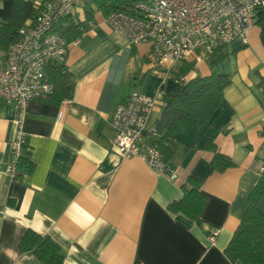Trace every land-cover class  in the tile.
Segmentation results:
<instances>
[{
	"label": "crops",
	"instance_id": "crops-1",
	"mask_svg": "<svg viewBox=\"0 0 264 264\" xmlns=\"http://www.w3.org/2000/svg\"><path fill=\"white\" fill-rule=\"evenodd\" d=\"M9 9L10 0L0 1V16ZM87 24L64 60L74 79L72 97L59 104L41 97L28 102L22 159L32 166L15 180L5 169L16 123L12 107L0 101V264H44L20 250L26 229L48 235L61 264H242L224 249L261 174L259 27L248 29L246 44L233 40L211 52L195 50L164 77V68L148 58L149 43L128 41L101 10L93 9ZM211 73L228 75L230 84L212 122L175 133L170 174L155 172L137 156L123 157L110 144L114 110L132 90L170 94L180 81ZM161 108L155 106L150 125ZM142 135L148 143L147 129ZM208 141L233 165L213 170ZM189 176L199 181L205 203L199 222L186 224L169 205L181 198L182 185L190 187ZM257 206L264 213V192ZM214 228L219 231L211 242Z\"/></svg>",
	"mask_w": 264,
	"mask_h": 264
},
{
	"label": "built area",
	"instance_id": "built-area-1",
	"mask_svg": "<svg viewBox=\"0 0 264 264\" xmlns=\"http://www.w3.org/2000/svg\"><path fill=\"white\" fill-rule=\"evenodd\" d=\"M87 5V0H34V16L18 29L6 49L0 48V101L12 107L16 123L5 169L9 180L20 174L18 162L26 144L22 123L28 102L51 92L44 67L50 62L64 63L70 46L54 26L64 16L84 17ZM123 6L125 9H110L105 14L107 22L128 41L149 43L148 58L164 68L165 77L173 62L188 59L197 49L211 52L233 40L246 44L255 11L264 7V0H127ZM159 103L161 92L146 95L132 90L114 110L110 144L123 157L137 156L155 172L170 174L173 168L159 148L142 141L145 129L149 138L156 136L150 120ZM260 133L264 143V115ZM258 169L264 172V154ZM218 231L212 229L208 240L213 242Z\"/></svg>",
	"mask_w": 264,
	"mask_h": 264
},
{
	"label": "trees",
	"instance_id": "trees-1",
	"mask_svg": "<svg viewBox=\"0 0 264 264\" xmlns=\"http://www.w3.org/2000/svg\"><path fill=\"white\" fill-rule=\"evenodd\" d=\"M3 1V0H0ZM34 0H10V9L6 15L0 16V48L6 49L17 37L18 29L24 22L34 16ZM84 8V19L70 15L61 18L54 26L68 42L78 38L87 28L93 9L107 13L110 9H125L127 0H91ZM254 24L259 27L260 42L264 46V7L255 11ZM191 64L186 65L189 69ZM47 82L52 85L51 92L42 96L44 100L59 104L72 97L74 79L71 72L62 62H50L44 67ZM230 84L226 74L211 73L206 76H195L180 81L179 85L170 93L162 95V108L153 121L155 137L149 142L155 144L165 160L173 152L175 133L180 128H191L196 124H206L213 121L216 110L223 98L225 87ZM264 89V88H263ZM213 148L212 142L205 143ZM214 149V148H213ZM213 170L223 171L233 162L228 156L214 149L211 159ZM31 163L22 158L18 162L20 173L29 171ZM189 188L182 185V196L169 206L186 224L199 222V215L205 203V196L198 190L199 181L187 177ZM264 192V172L250 190L247 197V208L239 224L232 232L231 238L224 249L225 255L231 261L242 264H264V213L257 203ZM19 248L25 252H32L44 264H61L62 255L58 246L48 235L39 234L32 229H26L20 241Z\"/></svg>",
	"mask_w": 264,
	"mask_h": 264
},
{
	"label": "rangeland",
	"instance_id": "rangeland-1",
	"mask_svg": "<svg viewBox=\"0 0 264 264\" xmlns=\"http://www.w3.org/2000/svg\"><path fill=\"white\" fill-rule=\"evenodd\" d=\"M90 1H91V0H87V3L90 4V3H91Z\"/></svg>",
	"mask_w": 264,
	"mask_h": 264
}]
</instances>
